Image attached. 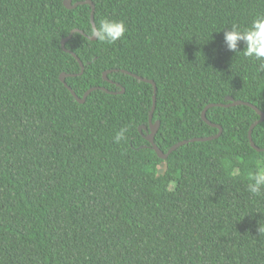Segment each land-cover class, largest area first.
Wrapping results in <instances>:
<instances>
[{
	"label": "trees",
	"instance_id": "16d2710c",
	"mask_svg": "<svg viewBox=\"0 0 264 264\" xmlns=\"http://www.w3.org/2000/svg\"><path fill=\"white\" fill-rule=\"evenodd\" d=\"M90 1L95 25L125 22L121 40L87 37L89 4L0 0V264H264V190L254 196L243 179L264 156L248 141L259 115L210 107L221 134L161 159L138 130L154 87L121 72L155 83L154 142L164 152L217 134L201 117L208 103L232 96L264 113L261 62L223 39L232 24L264 15V0ZM75 28L85 35L65 48L82 74L61 47ZM61 72L76 73L65 82L79 97L108 91L79 103ZM251 136L264 147V120ZM225 163L242 175L229 176Z\"/></svg>",
	"mask_w": 264,
	"mask_h": 264
},
{
	"label": "clouds",
	"instance_id": "9594fccd",
	"mask_svg": "<svg viewBox=\"0 0 264 264\" xmlns=\"http://www.w3.org/2000/svg\"><path fill=\"white\" fill-rule=\"evenodd\" d=\"M126 24L122 19L101 18L98 23L89 29L90 37H95L101 44H113L121 40L126 32ZM74 32L73 35H79ZM224 42L229 51L240 52L239 43L243 42V55L247 58L261 62V68L264 69V15L256 16L250 26L241 28L237 24H232L229 30L224 31ZM128 127L121 128L113 141L119 143L126 138ZM228 175L231 177H240L242 175L239 167L224 164ZM243 179L246 182V190L258 196L264 190V156L255 158L254 168L243 173Z\"/></svg>",
	"mask_w": 264,
	"mask_h": 264
},
{
	"label": "water",
	"instance_id": "95a60500",
	"mask_svg": "<svg viewBox=\"0 0 264 264\" xmlns=\"http://www.w3.org/2000/svg\"><path fill=\"white\" fill-rule=\"evenodd\" d=\"M73 0H64L63 2V5L68 8V9H72V8H75L77 5H80V4H89L91 6V15H90V21H91V25L92 27L95 26V23H94V16H93V11H94V4L92 3V1L90 0H83V1H76L74 3H72ZM80 32L81 34L85 35L83 30H80L78 28H75L73 30L70 31L69 35L65 38H63L61 40V47L63 48V50L69 52L71 55H73V57L78 61V64L80 66V71L77 73V74H82L83 70H84V64L83 62L79 59V57L71 50H68L65 48V43L71 38L72 34L74 32ZM87 37L89 38L90 36L87 35ZM90 40H96L95 37H91L89 38ZM107 72L109 71H105L103 72V78L108 80L107 77H106V74ZM122 73H125V74H128V75H131L139 80H142V81H145V82H149L153 85V96H152V100H153V103H152V107L150 109V113H149V117H148V126L147 125H140L138 127V130L140 133H142V130H145L146 133H142L143 137L149 142V146L148 145H145L147 147H151L157 154V156L161 159H166L168 157V155L174 151L176 148H178L179 146L183 145V144H186L188 142H194V141H207V140H211V139H214V138H217L220 134H221V131H222V128L219 124H216V123H213L211 121H209L206 117V110L210 107H214V106H220V107H230V106H235V105H247V106H250L252 109L255 110V112L259 115V119L256 120L254 123H252L248 129V141L250 143V145L255 148L256 150L258 151H264V147L261 148V147H258L254 142H253V139H252V136H251V132H252V129L253 127L259 123V122H262L264 120V113L257 107L255 106L254 104L252 103H249V102H246V101H243V100H239V99H234L232 96H226L225 97V100L227 102H216V103H208L206 104V106L202 109L201 111V117L202 119L207 123L209 124L210 126H213V127H217L219 129V131L217 132V134L215 135H211V136H206V137H194V138H191L190 140H182V141H179L175 144H173L166 152L162 151L154 142V136H155V133L157 132L158 128H159V124H160V121L159 120H156L155 122L152 121V117H153V112H154V108H155V91H156V86H155V83L151 80V79H147V78H144L142 76H139L135 73H132V72H129L127 70H121ZM76 73H65V72H61V74L59 75V79L61 80V82H63V84L65 85V87L71 92V94L74 96V98L79 102V103H83L85 101V98L87 97V95L95 90L96 88H101L105 91H108L105 87H91L89 89H87L83 96L82 97H79L78 95H76V93L74 92V90L65 82V78L67 76H75ZM118 86H120L119 84H116ZM124 91V88L121 87V89L119 91H109L111 93H122ZM142 147V146H141Z\"/></svg>",
	"mask_w": 264,
	"mask_h": 264
},
{
	"label": "rangeland",
	"instance_id": "374dc122",
	"mask_svg": "<svg viewBox=\"0 0 264 264\" xmlns=\"http://www.w3.org/2000/svg\"><path fill=\"white\" fill-rule=\"evenodd\" d=\"M159 169L163 171L164 166H163V165H160V166H159Z\"/></svg>",
	"mask_w": 264,
	"mask_h": 264
},
{
	"label": "flooded vegetation",
	"instance_id": "af4514ba",
	"mask_svg": "<svg viewBox=\"0 0 264 264\" xmlns=\"http://www.w3.org/2000/svg\"><path fill=\"white\" fill-rule=\"evenodd\" d=\"M146 133V132H145Z\"/></svg>",
	"mask_w": 264,
	"mask_h": 264
}]
</instances>
